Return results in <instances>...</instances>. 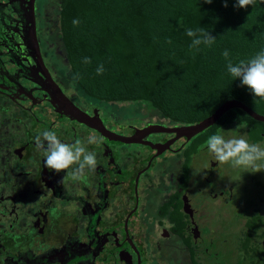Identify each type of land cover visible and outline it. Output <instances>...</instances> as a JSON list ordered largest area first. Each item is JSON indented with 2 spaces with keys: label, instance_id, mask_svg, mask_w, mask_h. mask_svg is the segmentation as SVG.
Instances as JSON below:
<instances>
[{
  "label": "flooded vegetation",
  "instance_id": "obj_1",
  "mask_svg": "<svg viewBox=\"0 0 264 264\" xmlns=\"http://www.w3.org/2000/svg\"><path fill=\"white\" fill-rule=\"evenodd\" d=\"M46 10L44 0H0V95H6L20 111L0 129L6 137L0 147H6L9 154L0 156V186L6 181L2 171L8 170L12 177L6 185L14 186L16 203L11 209L6 207L5 223H21L19 235L11 236V246H1L8 243L5 239L9 241L8 231L13 232L9 224L1 227L0 264H202L197 208L186 193L190 194L191 174L190 170L186 173L184 153L190 140L170 142L175 134L165 131L151 132L135 142L110 138L54 104L53 85L90 121L120 135L131 136L153 124H181L160 122L150 111H143V122H131L129 117L115 116L112 103L101 104L74 92L43 53L40 15ZM45 129L55 130L66 143L76 139L86 143L90 134L102 138L98 145L86 144L97 155L96 169H86L88 184L72 181L71 169L56 174L45 166L35 144V137ZM144 151L149 153L144 156ZM174 156L183 157L179 179L175 182L177 172L171 171L168 183L160 182V176L168 179ZM155 197L160 205L153 210L150 204ZM146 226L153 237L148 241L141 233ZM259 263L257 258L255 264Z\"/></svg>",
  "mask_w": 264,
  "mask_h": 264
},
{
  "label": "trees",
  "instance_id": "obj_2",
  "mask_svg": "<svg viewBox=\"0 0 264 264\" xmlns=\"http://www.w3.org/2000/svg\"><path fill=\"white\" fill-rule=\"evenodd\" d=\"M236 2L227 0L225 7V0H60L56 17L66 59L86 95L104 102L147 101L168 122L192 124L229 99L264 114V98L254 97L227 72L222 55L228 50L236 64L264 50V0L247 8ZM199 27L216 39L192 48L186 29ZM100 65L104 71L98 75ZM227 124L245 127L254 142L263 139L264 122L232 108L188 142L187 174L193 155ZM262 223L260 215L250 217L240 249L247 250ZM12 237L1 246H11Z\"/></svg>",
  "mask_w": 264,
  "mask_h": 264
},
{
  "label": "rangeland",
  "instance_id": "obj_3",
  "mask_svg": "<svg viewBox=\"0 0 264 264\" xmlns=\"http://www.w3.org/2000/svg\"><path fill=\"white\" fill-rule=\"evenodd\" d=\"M44 1L47 10L40 15L41 24L44 28V35L41 41L43 53L45 57L51 61L52 70H56L61 76L59 78L69 82L74 92L77 90L85 95L75 81L66 59L64 45L58 30V20L56 16L59 12L60 0ZM85 96L101 104L112 103L114 115L117 117H129L128 120L131 122H143L146 119V113L143 111H150L156 115L159 114L162 116V114L147 101L126 103L104 102L89 97L88 95ZM17 110H19V108L14 102L9 100L6 95H0V129H3V122L6 123L8 119L11 120L13 118L14 113L20 112ZM155 119L160 120V122H167L163 116L162 119L158 116H156ZM219 132L222 133L225 138L243 135L250 143H259L264 147V136L262 140L254 142L249 139L245 127L236 124H227L221 128ZM0 142H2V144L6 143V137L1 130ZM204 145L205 144L193 155L190 168V194L186 190L195 208H197L195 220L200 228V234L198 235L199 246L201 247L199 250L201 255L200 263L255 264V260L258 258L260 261L259 264H262L264 263V170L252 173L247 172L243 167L233 168L231 164L220 165L214 160V157L208 152ZM131 147L135 148L133 145H131ZM5 148L6 147H0V156L7 158L9 154L7 148ZM137 148L139 147L137 146ZM147 152L148 151H144L143 155L146 156L149 153ZM173 159L172 162L171 160L169 161L171 166L167 169L168 179L160 176L159 178L162 179L160 182H165L167 184L171 171L174 173L177 172V174H174L175 182L179 179L180 174H178V172H181L180 165L182 164L181 159H183V157L174 156ZM258 163L264 164V161ZM160 172L159 170L157 171L159 174ZM2 173L1 175L6 181H3L0 186V197L3 196V198H5L4 200L3 198L0 200V230L2 229L1 227L4 225L7 227L9 224L11 231H13H8V233H10L9 236L19 235L21 231H18V227L21 226L20 222L17 223L16 226L12 225V220H10L9 223L8 221L5 223L6 219L4 215L6 213V207H10L11 209V207L15 206L16 202L13 198V189L11 188L14 186L10 184L6 185V183H11L10 179L12 174L8 173V170L6 172L3 170ZM12 182L14 184V179H12ZM21 182L22 181H20V183ZM175 182H173V184ZM69 186L71 187L73 185L69 184ZM161 190L162 188L158 186L157 191L159 192ZM22 192L25 191L23 190ZM58 201L61 205L64 204L62 203V199ZM159 205V198L155 197L150 204V208L154 210ZM148 210L150 215V209L148 208ZM253 215H260L263 223L257 231H254L252 238L247 243L248 246L245 251L240 248L247 230V221L250 220V217ZM13 217L14 214H12V218ZM18 218H20L19 215ZM157 220L159 221V219ZM158 221L156 224L157 227L159 225ZM141 231L142 234H146V241L149 240L150 236V239H153L152 235L148 232L147 226L143 227ZM5 242H8V240L5 239ZM162 251L166 252L165 250ZM242 252L246 254V257L242 255Z\"/></svg>",
  "mask_w": 264,
  "mask_h": 264
},
{
  "label": "clouds",
  "instance_id": "obj_4",
  "mask_svg": "<svg viewBox=\"0 0 264 264\" xmlns=\"http://www.w3.org/2000/svg\"><path fill=\"white\" fill-rule=\"evenodd\" d=\"M212 3V0H205ZM255 0H237L236 7L247 8L254 5ZM227 7V0H225ZM74 24L78 21H73ZM186 35L191 40L190 47L198 48L201 44L211 45L216 37L203 27L197 29H186ZM171 43V39L168 40ZM227 60V72L234 78L240 79L241 86H247L254 97L264 98V50L258 52L248 60H240L233 64L229 59V51L222 53ZM85 63H91L90 58H84ZM103 65L97 67V74H102ZM102 138L89 135L85 141L76 139L74 143L62 142L55 130L45 129L35 137L36 149L42 152L45 158V166L53 173L59 174L71 169L68 176L72 181L89 183L86 169L95 170L97 167V155L93 151H88L86 144H100ZM208 152L212 154L214 160L220 165L231 164L233 168L243 167L247 172H260L264 170V147L259 143H250L248 139L241 136L225 138L219 131L207 138L204 145ZM66 185L65 180L60 181Z\"/></svg>",
  "mask_w": 264,
  "mask_h": 264
},
{
  "label": "water",
  "instance_id": "obj_5",
  "mask_svg": "<svg viewBox=\"0 0 264 264\" xmlns=\"http://www.w3.org/2000/svg\"><path fill=\"white\" fill-rule=\"evenodd\" d=\"M33 37L35 38L34 42L36 45H38L37 40V34L35 32V29L33 30ZM39 54V50H38ZM40 58L42 59V56L40 55ZM43 60V59H42ZM56 95L54 96V104L58 103L59 106L65 110L68 114H70L72 117H76L82 121L88 122L89 124L93 125L97 129L103 131L106 135H108L110 138L125 141V142H135L138 141V137L145 136L151 132H169L174 133L175 137L170 142L182 139L184 142H188L191 140L194 136L201 133L206 128L213 125L218 119H220L225 112L232 108H241L246 113H248L251 117H253L256 120L263 121L264 122V114H261L254 110L252 107H250L248 104L244 103L241 100L238 99H229L225 101L223 104H221L215 112H213L208 117L204 118L203 120L192 123V124H181L178 126H163L159 124H153L146 126L144 128H139L136 130V133L131 136H124L117 134L116 132L107 129L106 127H103L101 125H98L95 121H90L88 118H86L84 115H82L80 109L62 92L60 87L57 84L53 85ZM57 104V105H58ZM154 147H158L156 145L158 144H151ZM169 146V144H166ZM159 148V147H158ZM160 151V150H159Z\"/></svg>",
  "mask_w": 264,
  "mask_h": 264
}]
</instances>
